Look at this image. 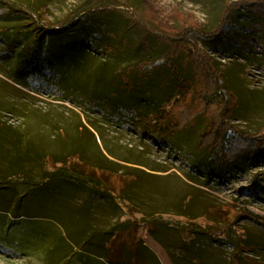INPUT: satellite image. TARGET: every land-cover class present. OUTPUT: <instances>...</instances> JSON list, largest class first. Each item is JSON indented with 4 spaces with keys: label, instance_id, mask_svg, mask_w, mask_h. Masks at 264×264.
Returning <instances> with one entry per match:
<instances>
[{
    "label": "rangeland",
    "instance_id": "rangeland-1",
    "mask_svg": "<svg viewBox=\"0 0 264 264\" xmlns=\"http://www.w3.org/2000/svg\"><path fill=\"white\" fill-rule=\"evenodd\" d=\"M225 6L226 0H0V139L30 154L0 170V264H264V151L216 176L206 167L210 152L200 148V135L216 119L230 126L225 135L264 128V54L237 26L261 16L235 13L224 26L227 42L209 37ZM31 16L49 31L23 60V45L37 38ZM168 29L185 32L213 57L236 99L222 93L213 115L212 93L207 102L199 93L173 99L165 106L171 120L182 126L197 119L164 142L142 128L143 107L129 102L120 73L163 63L155 33ZM176 56L189 78L187 58ZM163 72L156 78L165 85L170 75ZM172 83L174 89H161L163 104L179 93ZM118 88L116 100L110 90ZM222 131L208 141L221 140ZM90 169L109 190L105 199L87 192V179L79 187L62 182L66 176L80 183ZM120 227L128 231L101 241L103 255L85 251L89 237ZM138 242L149 253L137 258L131 251Z\"/></svg>",
    "mask_w": 264,
    "mask_h": 264
},
{
    "label": "trees",
    "instance_id": "trees-1",
    "mask_svg": "<svg viewBox=\"0 0 264 264\" xmlns=\"http://www.w3.org/2000/svg\"><path fill=\"white\" fill-rule=\"evenodd\" d=\"M222 12L223 13L220 21L221 23L217 28L210 30L207 35L209 37L216 36L219 37L221 41H226L229 39L228 35H230L231 31L229 32L226 30L224 26L229 22L230 18L238 12H255L261 16L262 21H255L253 25H245L243 22L239 21V23H237L238 31L240 30V32L246 35L244 39L248 45H250L251 40L257 42V44L261 47V53L264 54V40L261 39V34L264 33V0H226V6ZM32 20L35 24L37 38L32 40L31 45L27 43L26 45H23V60L35 54L36 50L38 49L37 45L40 41L37 39L47 36L49 31L44 25L38 23L36 24V20L34 18H32ZM155 34H157L156 37L162 43L161 46L165 48V52L163 54L165 60H163V63L151 68L152 70L147 68V63L144 66H141V68L136 66V73H120V80L127 91V95H129L133 100L129 102L133 103V106H135V100L138 99L139 104L136 106H138V109L140 106L143 107L141 108L142 119H146V121L144 122L142 128H144L145 132L147 134L153 135L156 137V139L158 138L164 142H167L168 139L173 137L174 133L184 132L187 130L186 126L188 123H194V121L197 119V115H195L193 119H191L189 122L186 121L182 126H179L178 122L171 120V113L169 114L168 111H166L165 106L169 105L173 99L178 101L182 96L184 97V94L192 97L195 95V93H199V97L203 100H206L207 102V99L205 98L206 93H212V101L208 103L211 105V113L213 115L217 112V108L223 101L222 93H225L226 96L230 97L231 101H234L236 98L232 93L231 88L228 86L227 81L222 77L219 69L215 67L213 57L210 58V55H207V53L201 50L198 46L193 47L190 42L187 41L185 32H177L175 30L168 29L156 31ZM238 40L241 41V39ZM242 43L240 45H242ZM179 54H184L188 61V67L190 65L191 76L189 78L184 77L185 73H188L187 70H185V73H183L174 64L175 58H178L176 55ZM206 70L210 71L209 76H207ZM156 71H165L163 72L164 74L168 76L170 75L169 83H165V85H163L162 82H158L156 77H158L160 72L156 73ZM172 81L177 82L179 93L176 97H170L171 99L164 101L163 104L161 103V100L164 97L165 91L161 89L164 88V86L168 89H174L176 85H174ZM199 83H202L204 85V89L206 90L203 89L197 91L196 87ZM219 83H221V85ZM119 89L121 88H118V90H110L112 92L111 94H117L116 100L119 97ZM145 101L149 102V105L146 107L144 106ZM151 111L156 112H154L156 114L155 117L151 119L153 121L152 124L149 123L150 120H147L149 112ZM218 122L219 120H214L212 125L213 130L206 128V130L200 135V138H202L201 141L203 143L202 146L200 145V148L208 149L207 151L210 152V156L206 157V167L213 175L220 176L226 171V168H229L230 165H233L239 160L257 159V157L262 154L264 151V128L260 129L255 135L246 133L238 134L235 130L231 135H225L226 130L230 128V126L222 124L219 127L220 123ZM221 129L223 130V133L221 136L217 137L221 140L216 141L215 144H211L212 142L208 140L213 139V135H215L216 132ZM29 156V151L23 149L18 143H14L13 139H9L7 136L1 137L0 170L2 169V166H19V164H22L24 161H28L30 158ZM89 172L90 175L87 174L85 178L83 176L80 183H76V181L73 182V178H68L66 176H63L62 182L72 186L75 184L77 187L88 182L87 185H84L87 192L89 191L90 194H93V196H96L99 200L105 199L106 196H108L107 194H109V190H107L103 182L101 183L99 181V176L96 172H94V170L90 169ZM13 173L15 172L13 171ZM51 177L55 178L54 181H59L57 174L52 175ZM85 179H87V182L84 181ZM127 231V229L120 227L113 231V233L109 232V234L103 237L92 235V237H89V241H85V251L89 252L90 250L94 253L103 255L105 253L103 250V242H101L103 238H108L110 236L116 237L118 234ZM181 241L186 242L184 240ZM136 246V253L134 250L131 251L132 256H136L138 258V254L140 256H145L144 253H149L147 248L145 249L141 243L138 242ZM78 253L79 255L81 254L80 252ZM130 262V259H122L117 264H137Z\"/></svg>",
    "mask_w": 264,
    "mask_h": 264
}]
</instances>
